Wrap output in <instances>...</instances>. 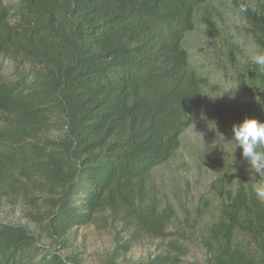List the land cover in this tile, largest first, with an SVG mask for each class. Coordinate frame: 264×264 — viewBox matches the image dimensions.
Instances as JSON below:
<instances>
[{"label": "trees", "instance_id": "trees-1", "mask_svg": "<svg viewBox=\"0 0 264 264\" xmlns=\"http://www.w3.org/2000/svg\"><path fill=\"white\" fill-rule=\"evenodd\" d=\"M229 1L247 6L239 13L264 51V0ZM218 13L216 0H19L15 11L0 0V53L35 66L0 81V188L33 207L34 192H46L47 212L29 214L57 238L99 216L120 222L130 237L114 258L142 237L167 238L176 210L152 173L176 155L204 100L187 35ZM249 72L264 90V72ZM232 176L213 185L226 203L202 235L209 264H264V199ZM178 255L147 264H180ZM0 264L79 263L44 253L28 226L0 221Z\"/></svg>", "mask_w": 264, "mask_h": 264}, {"label": "rangeland", "instance_id": "rangeland-1", "mask_svg": "<svg viewBox=\"0 0 264 264\" xmlns=\"http://www.w3.org/2000/svg\"><path fill=\"white\" fill-rule=\"evenodd\" d=\"M3 1L13 11L19 3ZM216 7L219 13L212 18V24L199 17L185 43L192 67L207 79L204 100L176 155L152 173V184L163 201L176 210L167 238L142 237L131 242L130 250L120 258H114L116 247L130 237L120 222L99 216L95 223L74 227L63 238H57L49 232L47 219L37 222L29 214L31 209L45 214L49 195L35 191L37 205L33 207L6 186L0 188V221L28 226L38 235L44 253L59 251L79 264H147L159 253L179 254L180 264H209L210 254L202 235L209 224L219 219L226 203L225 197L213 196V185L222 173H231L235 185L251 182L256 186L260 182L243 160L241 149H235L231 141L232 125L245 117L264 121V90L251 81L249 72L255 65L250 54L261 49L249 24L229 0H216ZM33 70L31 63L0 53V81H16ZM60 132L54 130L49 135L56 137ZM208 198L210 203L206 205ZM242 239L251 245L248 236L242 235ZM172 242L178 244V251Z\"/></svg>", "mask_w": 264, "mask_h": 264}, {"label": "clouds", "instance_id": "clouds-1", "mask_svg": "<svg viewBox=\"0 0 264 264\" xmlns=\"http://www.w3.org/2000/svg\"><path fill=\"white\" fill-rule=\"evenodd\" d=\"M247 10L245 4L240 5V13H245ZM250 60L264 72V51L253 50ZM231 132V141L235 149L237 147L241 149L243 160L251 166L260 181L254 191L259 198L264 199V121L245 117L239 123L232 125Z\"/></svg>", "mask_w": 264, "mask_h": 264}]
</instances>
